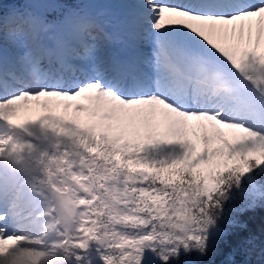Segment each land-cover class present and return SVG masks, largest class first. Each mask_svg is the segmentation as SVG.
<instances>
[{
    "label": "snow or ice",
    "instance_id": "snow-or-ice-1",
    "mask_svg": "<svg viewBox=\"0 0 264 264\" xmlns=\"http://www.w3.org/2000/svg\"><path fill=\"white\" fill-rule=\"evenodd\" d=\"M262 207L264 0H0V264H264Z\"/></svg>",
    "mask_w": 264,
    "mask_h": 264
},
{
    "label": "trees",
    "instance_id": "trees-1",
    "mask_svg": "<svg viewBox=\"0 0 264 264\" xmlns=\"http://www.w3.org/2000/svg\"><path fill=\"white\" fill-rule=\"evenodd\" d=\"M9 0H6V2ZM244 219L249 223V225L253 228H259L262 224H264V207L256 208L254 211H249L245 214ZM217 262L220 264L221 261H225L227 259V249L224 250L222 254L217 256ZM237 260L241 259V257H237Z\"/></svg>",
    "mask_w": 264,
    "mask_h": 264
},
{
    "label": "rangeland",
    "instance_id": "rangeland-1",
    "mask_svg": "<svg viewBox=\"0 0 264 264\" xmlns=\"http://www.w3.org/2000/svg\"><path fill=\"white\" fill-rule=\"evenodd\" d=\"M11 2H13V0H9V1H7L6 3H11Z\"/></svg>",
    "mask_w": 264,
    "mask_h": 264
}]
</instances>
